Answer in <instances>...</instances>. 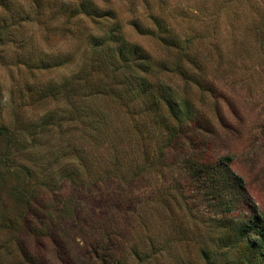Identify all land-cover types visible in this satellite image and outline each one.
<instances>
[{
    "label": "rangeland",
    "instance_id": "rangeland-1",
    "mask_svg": "<svg viewBox=\"0 0 264 264\" xmlns=\"http://www.w3.org/2000/svg\"><path fill=\"white\" fill-rule=\"evenodd\" d=\"M105 1L0 5L30 21L4 13L0 264H264L235 237L264 215V0ZM115 26L142 66L92 42Z\"/></svg>",
    "mask_w": 264,
    "mask_h": 264
},
{
    "label": "trees",
    "instance_id": "trees-1",
    "mask_svg": "<svg viewBox=\"0 0 264 264\" xmlns=\"http://www.w3.org/2000/svg\"><path fill=\"white\" fill-rule=\"evenodd\" d=\"M8 2V0H0V5L5 6V4ZM105 3H108V5L111 7L110 1H105ZM91 8L89 11H86L87 15H91L92 18H101L106 25H109V23L117 18V14L119 13L118 9H110L106 8V10H99L93 3H90ZM1 9V8H0ZM2 8L0 10V42H3V39H5L9 32L11 31V26L8 25L7 19L4 18V13H10L12 22L15 23L14 26L16 27H22L25 23L30 22L29 16L25 11H16L11 6L8 7L7 10H3ZM118 11V12H117ZM135 25L136 22H134ZM109 28V27H108ZM108 32H105L107 37L103 40H98L99 38H94L93 43L97 44L95 46H101V50H107L105 57H109L112 59V61L116 62L117 60H121L124 62L125 66L130 67L131 60L129 58L130 54H135L137 57L134 58L135 62L137 64V61L140 64V56H141V49L137 47V45H133L130 41H128L124 34L120 31L118 27L115 26V28L107 29ZM172 44L174 46H184L186 44L189 45V43L192 40H171ZM101 42V43H100ZM108 43V45H107ZM111 43V44H110ZM106 44V46H104ZM110 44V45H109ZM114 45V46H113ZM110 46V48H108ZM112 46V47H111ZM144 54V53H142ZM147 67H149V63L146 64ZM46 67V66H44ZM47 68V67H46ZM75 80H79V77H76ZM73 84V79L66 82L64 85H61L57 87L59 90L68 91L69 86ZM71 91V90H69ZM68 91V92H69ZM112 94L116 95V90L112 89ZM168 105V110L170 112V117H181L180 114V108L177 104V100L174 98L166 97L165 100ZM163 119H168L166 114H163ZM8 129L6 128H0V136L8 138L9 137ZM11 140H14L13 137H11ZM220 164V163H219ZM240 185L242 184L241 179H239ZM234 184L236 186L239 185L238 179L236 178L234 181ZM234 199H236L237 194H233ZM249 198V197H248ZM246 199L245 206L249 208V213L251 214H245V225L242 228H238L239 230L235 234V237L241 238L243 244L246 248H249L251 251V258L255 262H264V215L259 211V209L255 206L256 204L252 201V198ZM249 201V203H248ZM249 215V216H247ZM235 219V218H234ZM238 220H233L234 224H238L240 227V222H237Z\"/></svg>",
    "mask_w": 264,
    "mask_h": 264
}]
</instances>
